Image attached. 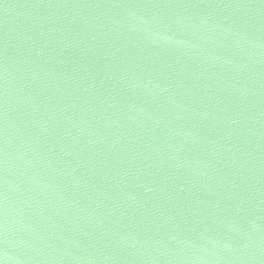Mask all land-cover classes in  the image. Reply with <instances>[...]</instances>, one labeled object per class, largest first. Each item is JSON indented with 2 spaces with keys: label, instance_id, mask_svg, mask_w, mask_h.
I'll use <instances>...</instances> for the list:
<instances>
[{
  "label": "water",
  "instance_id": "obj_1",
  "mask_svg": "<svg viewBox=\"0 0 264 264\" xmlns=\"http://www.w3.org/2000/svg\"><path fill=\"white\" fill-rule=\"evenodd\" d=\"M0 264H264V0H0Z\"/></svg>",
  "mask_w": 264,
  "mask_h": 264
}]
</instances>
